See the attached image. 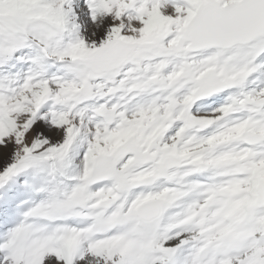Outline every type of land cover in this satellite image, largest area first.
<instances>
[{
    "label": "snow or ice",
    "instance_id": "obj_1",
    "mask_svg": "<svg viewBox=\"0 0 264 264\" xmlns=\"http://www.w3.org/2000/svg\"><path fill=\"white\" fill-rule=\"evenodd\" d=\"M0 264H264V0H0Z\"/></svg>",
    "mask_w": 264,
    "mask_h": 264
}]
</instances>
